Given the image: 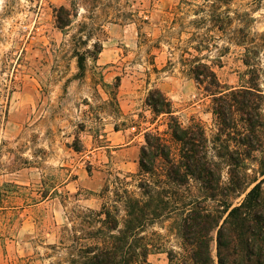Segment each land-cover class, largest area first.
<instances>
[{"label": "rangeland", "instance_id": "rangeland-1", "mask_svg": "<svg viewBox=\"0 0 264 264\" xmlns=\"http://www.w3.org/2000/svg\"><path fill=\"white\" fill-rule=\"evenodd\" d=\"M77 52L86 54L83 77ZM200 65L222 90L257 87L264 114V0H0V264H67L64 230L81 222L79 212L117 207L124 223L119 195L139 196L149 179L139 165L144 132H164L168 121L146 105L150 91L214 141L213 96L191 72ZM234 120L223 139L243 153L244 123ZM261 136L259 151L242 156L248 182L264 178ZM181 192L203 196L193 181ZM245 195L225 191L205 205L237 206ZM181 214L148 230L162 244L150 264L184 253Z\"/></svg>", "mask_w": 264, "mask_h": 264}, {"label": "trees", "instance_id": "trees-1", "mask_svg": "<svg viewBox=\"0 0 264 264\" xmlns=\"http://www.w3.org/2000/svg\"><path fill=\"white\" fill-rule=\"evenodd\" d=\"M95 48L97 53L101 52L97 44ZM76 57L79 76L83 77L86 54L77 52ZM191 72L213 96L214 114L220 126L214 141L209 140L199 123L183 126L165 93L159 89L150 91L146 105L156 118L165 116L168 121L164 132L159 127L147 128L144 132L139 165L142 175L149 179L140 183L139 196L128 189L121 195L118 193L126 212L122 225L117 207L114 212L104 206L100 212L78 213L81 222L64 230L63 239L69 241L67 264H150L149 256L160 250L162 244L154 243L147 235L148 230L172 219L178 211L182 212L178 221L184 253L167 252L170 264H264V178L248 182L243 171L245 176L240 177L241 170H246V158L242 156L250 158L259 151L254 141L262 142L261 91L257 87L222 90L216 74L208 66H196ZM235 114L244 123L241 133L244 139L240 143L245 147V154L231 151L223 139L229 136L230 130L238 128ZM261 167L259 174L264 177V162ZM225 169L230 181L223 187ZM192 181L199 184L203 194L193 201L181 192ZM225 191L246 195L237 206L225 202L209 209L205 205Z\"/></svg>", "mask_w": 264, "mask_h": 264}]
</instances>
